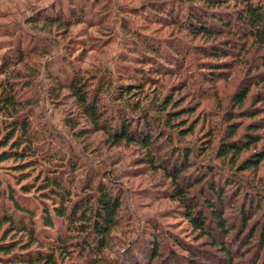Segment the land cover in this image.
Instances as JSON below:
<instances>
[{
	"label": "trees",
	"instance_id": "obj_1",
	"mask_svg": "<svg viewBox=\"0 0 264 264\" xmlns=\"http://www.w3.org/2000/svg\"><path fill=\"white\" fill-rule=\"evenodd\" d=\"M88 3L97 5L95 0H72L66 15L64 6L45 14L41 10L27 23L31 30L39 25L40 31H66L87 21ZM105 10L94 23L102 22ZM127 12L120 30L135 42L117 54L115 70L78 67L75 62L81 63L92 49L86 50V44L73 57L72 43L62 54L52 53L45 46L37 50L39 32L25 44L7 30L0 32V39H14L0 44V264H100L123 222L124 194L116 175L83 164V148L64 154L48 144L46 125L39 132L34 127L38 101L19 94L41 68L28 67L26 58L49 54L57 68L46 74L47 98L56 103L66 91L78 113L65 115L62 127L78 140L94 131L105 134L111 147L141 149L136 165L146 164L170 179L168 194L183 208L196 238H206L205 244L215 248L199 249L207 260L203 263H195L196 248L186 249L193 264H264V0H147ZM130 17L142 20L143 27L177 28L201 44L138 31ZM22 64L25 73L14 70ZM236 66L244 77L223 111L225 127L215 144L210 133L198 147L179 141L193 132L186 125L193 110L177 104L175 90L162 92L159 79L179 78L180 88L192 94L197 107L216 97L217 84ZM255 87L254 102L246 106ZM242 118L250 122L241 130ZM163 138L168 148L161 161L156 145ZM8 162V169L2 168ZM260 170L263 177H257ZM186 175L195 176L187 186ZM227 195L236 205L237 226L228 220ZM149 229L130 246L138 264H158L161 258L160 234L153 222ZM142 240L151 242L141 253L137 245ZM174 256L169 258L175 264H192Z\"/></svg>",
	"mask_w": 264,
	"mask_h": 264
},
{
	"label": "rangeland",
	"instance_id": "obj_2",
	"mask_svg": "<svg viewBox=\"0 0 264 264\" xmlns=\"http://www.w3.org/2000/svg\"><path fill=\"white\" fill-rule=\"evenodd\" d=\"M146 1L147 0H95L97 4L95 6L92 5L91 7L88 3L87 13H89L85 16L87 20L85 23L69 27L66 31L57 30L55 27L51 30L40 31L39 25L35 27L34 30H31L27 20H31V18L37 14L39 15L41 10L44 12L42 14H45L49 13L50 10L58 11L62 6H64V15H66L67 7L72 3V0H0V32L7 30L19 36L23 44L29 39L30 34L39 32L42 40L36 38L37 34L35 35V40L38 42L37 50L45 46L46 50L52 53L57 50V53L62 54L72 43L74 46V50H72L73 57L77 56L81 47L86 44L88 47L86 50L90 48L93 50L91 49V51L85 53V58L81 63L79 62L78 64L75 62L78 67L88 72H98V69L104 67L115 70L118 61L115 59L117 54L123 53L125 47L132 46L135 42L134 39H126V35L120 30L121 18L128 16V9L134 7L139 8V5ZM102 4L103 7H100ZM49 6L51 7L49 10H44ZM104 9L108 12L101 15L102 22L98 24L94 23L97 22L96 20L99 14H101ZM90 22H93V25H90ZM130 23L131 26L137 27L138 31L146 32L150 35L155 34L159 37L179 36L193 46L201 44L199 38H194L192 40L189 35L178 31L177 28H158L156 25L143 27L145 23L133 17H130ZM1 40L2 42H5V40H10L9 42H11L14 39H0V44ZM2 45L4 46V44ZM52 46H54L55 49H52ZM49 56L44 57L35 55L26 58L28 67L32 65L33 67L39 64L41 65L40 70L34 77L35 79L30 86L24 89L21 87L19 92L20 96L23 98H33L38 101V106L33 110V114L36 118V121L33 119L35 121L34 127L37 129V132H39L42 130L41 124L46 125L49 130L47 131V129H44L46 130L44 132L46 142L51 144L54 149L62 150L64 154L65 152L70 153L72 149L77 152V150L83 148L82 163L85 165H92L93 168H96L99 172L106 170V172L114 173L118 178L117 181L124 194L125 209H123V222L121 227L112 234L114 245L111 252H106L104 254L105 260L100 264H138L136 263L138 258L134 255V250H131L130 246L132 242L137 240L135 239L136 237L141 238L145 232H150L151 229L149 228H151L152 222L154 226L157 227L158 234H160L158 240L161 245L159 250L161 258L160 260L158 259V264H175L172 259L169 258L170 255H175L176 258L175 256L174 258H178V262L181 261V258H184L187 263L191 262L193 264L194 261L188 258L189 252L186 250L191 249V247L196 248L192 249L196 251V253H194L195 263H197L198 260L202 263L207 262V260L203 259L199 254V249L214 250L215 248H211L205 244L206 238H196L194 231L184 217L183 208L179 207L168 194V191L170 192L172 188L170 179L163 175L161 171L150 169L146 164L136 165L137 160H139L138 157L140 156L141 149H136L134 146H129L127 148L111 147L107 145L106 136L101 132H89L84 138L78 140L74 136L68 134L62 127V121L65 115L73 113V115L78 116V113L74 100L66 91H61L56 103L49 102L50 100L47 98L46 94L49 84L46 74L49 68V70L57 68L55 63H51ZM45 60L50 66L47 69L45 68L46 64H43L46 62ZM199 60L200 59L197 61ZM23 65L24 64L16 66L14 70L25 73L27 66L24 67ZM240 69L241 66H236L235 69L228 74L224 82L217 84L219 89L216 97L212 98L208 104L199 103L197 107L196 102L198 101L192 98V94L190 93L189 95L186 89L180 88L179 78L161 77L159 79V87L162 88V92L169 94L172 90H175L173 96L177 104L180 103V106L193 110V114L188 118V123L186 124L189 127H193V132L191 135H187L182 139L179 138V141L184 140L198 147L210 133L213 139L212 145L215 144L216 136L222 133L225 127V121L222 116L223 111L229 107L228 104H230L231 93L242 77H244V75L240 73ZM3 78L4 77L0 73V80ZM151 88H147L148 91H150ZM257 91H259V87L252 89L246 106L254 102V94ZM218 102L220 108L217 105ZM221 109L223 110L221 111ZM201 114L204 118H201ZM80 120L81 125L86 124L84 119ZM239 122L242 123V130L245 124L250 122V120L242 118ZM241 130L239 132H241ZM262 133L264 134V132ZM166 139H161V143L156 145L158 150L157 156H160L161 161L165 158L164 153L168 148ZM260 145L261 143L259 146ZM69 146L70 148H68ZM88 157L91 158L92 162ZM8 164H10V162L4 163L2 168L8 169ZM83 176L84 175H82L80 182L84 180ZM246 176L250 177V179L252 178L250 175ZM259 176L263 177L262 170L258 172L257 177ZM182 179L187 186L195 179V176L189 177V175H186ZM194 195L195 198L198 197V193ZM232 206H236L233 198H231V195H227L224 207L230 212L227 215L228 220L232 226H237L239 217L237 216V211L234 210ZM209 226L213 228L214 224L211 222ZM155 234L156 233H153V236ZM147 238L150 237L148 236ZM150 240H153V238ZM150 242L151 241H138L137 250H140L142 253L145 250L144 247H147ZM184 259L183 261H185ZM149 262L151 261L145 260L144 262H140V264H149ZM59 264H66V261L60 262Z\"/></svg>",
	"mask_w": 264,
	"mask_h": 264
}]
</instances>
